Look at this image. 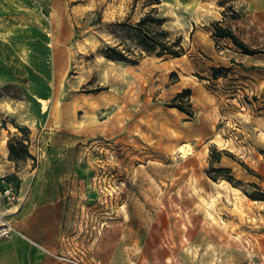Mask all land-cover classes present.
Masks as SVG:
<instances>
[{"label": "rangeland", "instance_id": "374dc122", "mask_svg": "<svg viewBox=\"0 0 264 264\" xmlns=\"http://www.w3.org/2000/svg\"><path fill=\"white\" fill-rule=\"evenodd\" d=\"M258 21L264 0H0V213L47 264L264 261Z\"/></svg>", "mask_w": 264, "mask_h": 264}, {"label": "crops", "instance_id": "0c3cea01", "mask_svg": "<svg viewBox=\"0 0 264 264\" xmlns=\"http://www.w3.org/2000/svg\"><path fill=\"white\" fill-rule=\"evenodd\" d=\"M250 6L255 7L254 5ZM256 14L253 13V15ZM257 24L264 25L260 21ZM255 56L251 57L255 58ZM251 62L253 63V61ZM257 64L264 66V58L257 57ZM47 262L44 246L35 237L31 238L18 231L11 238L0 240V264H47Z\"/></svg>", "mask_w": 264, "mask_h": 264}, {"label": "trees", "instance_id": "16d2710c", "mask_svg": "<svg viewBox=\"0 0 264 264\" xmlns=\"http://www.w3.org/2000/svg\"><path fill=\"white\" fill-rule=\"evenodd\" d=\"M157 3L160 2V0H153ZM147 19H144L141 21L140 25H144ZM154 22H159L160 20H153ZM218 27V36L219 37H223V38H229L231 39L235 45H237L244 54L247 55H255L258 52L250 50L242 41H240L231 31H229L228 29H223L220 28L218 26V24H215ZM151 44H155L154 41L151 42ZM152 46V45H151ZM165 47L168 45H164ZM166 51L173 55V56H178L180 54L179 51H173V49H166ZM111 55H109L108 57L110 59L113 60H118V61H128V59L126 58V56H124L121 52H116L114 50L111 49ZM226 71L228 69H225ZM213 71L216 72L218 71V69L214 68ZM216 76V75H215ZM187 93L190 94V91H187ZM179 108L181 111H184V109H182V107H177ZM28 140L26 138H22L19 137L18 135L13 136V138L10 140L9 142V150H10V158L12 160H20L23 159L24 157H29L30 153L28 151Z\"/></svg>", "mask_w": 264, "mask_h": 264}, {"label": "built area", "instance_id": "2783aa9c", "mask_svg": "<svg viewBox=\"0 0 264 264\" xmlns=\"http://www.w3.org/2000/svg\"><path fill=\"white\" fill-rule=\"evenodd\" d=\"M16 233H18V230L4 215L0 213V240H7ZM59 258L64 262H69V259H67L66 257H59ZM238 264H264V261L251 260L247 262H241Z\"/></svg>", "mask_w": 264, "mask_h": 264}]
</instances>
